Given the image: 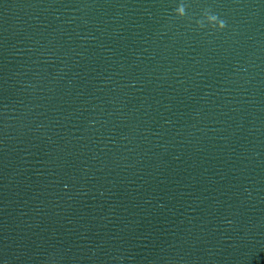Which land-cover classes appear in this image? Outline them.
<instances>
[{"label":"water","instance_id":"1","mask_svg":"<svg viewBox=\"0 0 264 264\" xmlns=\"http://www.w3.org/2000/svg\"><path fill=\"white\" fill-rule=\"evenodd\" d=\"M0 264H264V0H0Z\"/></svg>","mask_w":264,"mask_h":264},{"label":"clouds","instance_id":"2","mask_svg":"<svg viewBox=\"0 0 264 264\" xmlns=\"http://www.w3.org/2000/svg\"><path fill=\"white\" fill-rule=\"evenodd\" d=\"M176 16L179 18H183L186 14L185 12V5L181 3L176 9H175ZM205 23H207L208 26H211L212 28H215L216 30H223L226 27V21L223 19H220L218 15L212 14L210 10L206 9L204 11V19L201 21H198V24L200 27H204Z\"/></svg>","mask_w":264,"mask_h":264}]
</instances>
